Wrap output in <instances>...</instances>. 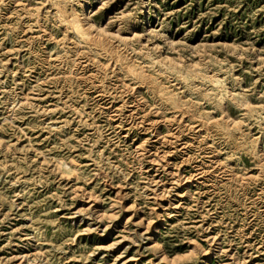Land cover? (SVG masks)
<instances>
[{
    "label": "rangeland",
    "instance_id": "obj_1",
    "mask_svg": "<svg viewBox=\"0 0 264 264\" xmlns=\"http://www.w3.org/2000/svg\"><path fill=\"white\" fill-rule=\"evenodd\" d=\"M56 1L0 0V264H264V0Z\"/></svg>",
    "mask_w": 264,
    "mask_h": 264
},
{
    "label": "bare ground",
    "instance_id": "obj_2",
    "mask_svg": "<svg viewBox=\"0 0 264 264\" xmlns=\"http://www.w3.org/2000/svg\"><path fill=\"white\" fill-rule=\"evenodd\" d=\"M66 0L56 1L55 3L58 5V12L60 13V17L70 26L72 27L81 37L92 41L98 47H107L108 43L105 38H101L96 35H92V30L96 29L97 26L93 23V10L90 9L88 5L89 0H81L82 6H84L83 16L78 15L74 11H69L66 5H63V2ZM103 4V3H102ZM30 7V6H29ZM99 27V26H98ZM105 27V25H104ZM104 27H99L100 30L106 31ZM135 24L132 25L131 28H134ZM43 28V27H42ZM95 31V30H94ZM153 32V31H152ZM136 33V32H135ZM106 37V36H105ZM123 39H128L123 37ZM127 41V40H126ZM111 43V42H110ZM113 43V42H112ZM92 44V43H91ZM126 46V45H125ZM116 47V46H115ZM112 51V50H111ZM103 54V53H102ZM182 57V56H181ZM128 68V67H127ZM132 71V70H131ZM137 71V70H136ZM139 72V71H138ZM137 73V72H136ZM208 75V74H207ZM148 77V76H147ZM155 247H160V243L157 240H154ZM194 249V248H193ZM164 252V251H163ZM165 260L172 261V258H169L166 254L163 256ZM166 262V261H165ZM207 263V260H204V264Z\"/></svg>",
    "mask_w": 264,
    "mask_h": 264
}]
</instances>
